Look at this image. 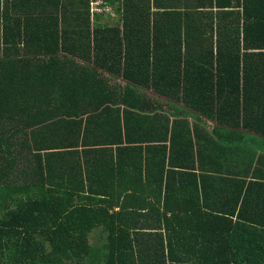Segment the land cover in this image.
Returning <instances> with one entry per match:
<instances>
[{
	"label": "trees",
	"instance_id": "trees-1",
	"mask_svg": "<svg viewBox=\"0 0 264 264\" xmlns=\"http://www.w3.org/2000/svg\"><path fill=\"white\" fill-rule=\"evenodd\" d=\"M0 264H264V0H0Z\"/></svg>",
	"mask_w": 264,
	"mask_h": 264
},
{
	"label": "rangeland",
	"instance_id": "rangeland-1",
	"mask_svg": "<svg viewBox=\"0 0 264 264\" xmlns=\"http://www.w3.org/2000/svg\"><path fill=\"white\" fill-rule=\"evenodd\" d=\"M112 12V11H111ZM112 18H108L107 16H103V19H102V21L103 22H105V23H108V24H111V25H113V24H115V22L117 21V19H116V17H115V15L113 14V15H110Z\"/></svg>",
	"mask_w": 264,
	"mask_h": 264
},
{
	"label": "crops",
	"instance_id": "crops-1",
	"mask_svg": "<svg viewBox=\"0 0 264 264\" xmlns=\"http://www.w3.org/2000/svg\"><path fill=\"white\" fill-rule=\"evenodd\" d=\"M94 7V6H93ZM99 9V7H97ZM102 11H110L109 8H106V9H100V11H94V12H102ZM103 22V21H102ZM105 23V22H104ZM117 83L120 84V85H125V81L123 79H117Z\"/></svg>",
	"mask_w": 264,
	"mask_h": 264
},
{
	"label": "built area",
	"instance_id": "built-area-1",
	"mask_svg": "<svg viewBox=\"0 0 264 264\" xmlns=\"http://www.w3.org/2000/svg\"><path fill=\"white\" fill-rule=\"evenodd\" d=\"M101 4H102L101 1H99L98 3H96V4L94 5V9H93V11H100V9H98L97 7H99Z\"/></svg>",
	"mask_w": 264,
	"mask_h": 264
}]
</instances>
